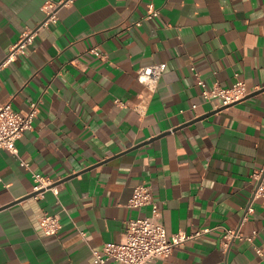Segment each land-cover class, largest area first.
I'll return each instance as SVG.
<instances>
[{"label": "crops", "instance_id": "crops-1", "mask_svg": "<svg viewBox=\"0 0 264 264\" xmlns=\"http://www.w3.org/2000/svg\"><path fill=\"white\" fill-rule=\"evenodd\" d=\"M46 1L0 0V100L21 113L38 101L18 155L0 148V264H101L93 251L151 213L127 204L139 183L168 236L211 228L153 264H264L254 248L264 249V198L253 196L264 166V0H74L3 63ZM149 2L160 13L148 19ZM153 63L165 69L140 106L137 71ZM192 66L208 86H231L238 73L249 94L216 107ZM32 171L58 194L34 198ZM43 211L60 215L58 233H44ZM224 227L257 233L224 248Z\"/></svg>", "mask_w": 264, "mask_h": 264}, {"label": "built area", "instance_id": "built-area-1", "mask_svg": "<svg viewBox=\"0 0 264 264\" xmlns=\"http://www.w3.org/2000/svg\"><path fill=\"white\" fill-rule=\"evenodd\" d=\"M73 2L74 0L46 1L42 7L44 12L42 20L35 27H27L21 32L18 40L11 46L3 63L25 53L39 30L43 27L49 28L52 23L59 19L60 8L71 5ZM147 7L145 18L149 19L159 15L160 11L154 3L149 2ZM90 51L99 56L103 55L97 47L90 48ZM164 69V63H153L138 69L137 78L146 90V93L141 95L140 106H145L148 97L155 91ZM192 69L197 76V83L201 87L202 96L209 101L217 99L218 104L216 107L239 102L249 94L244 79L240 78L238 73H236V81L231 86H223L218 82L208 86L205 79L196 71L195 66H192ZM37 111L38 101H32L28 111L21 113L13 107L10 100H0V148L18 155L17 140L26 130L33 129ZM20 163L30 168L29 162L23 159L20 160ZM32 176L34 187L31 195L34 198L43 197L44 191L47 189H51L56 195L58 194L59 189L54 179L36 171H32ZM253 177L256 180L253 196L264 198V166L256 170ZM127 204L135 208L149 206L151 213L130 218L124 227L123 238L120 241H108L103 244L101 249H95L93 251L95 263L106 264L108 260L113 259L121 264H153L155 260L170 255L178 244L197 238L211 229L210 227H202L190 232L179 230L168 236L165 225L159 218L158 201L155 199L150 185L145 183L134 186ZM250 210H252V207L249 205L247 211ZM38 223L45 234H56L62 226L60 215L49 211L42 212L38 217ZM256 233L257 231L254 230L251 234H244L237 228L224 227L221 243L226 248L229 242L234 239H246L253 242ZM254 248L257 254L264 257L262 247L254 245Z\"/></svg>", "mask_w": 264, "mask_h": 264}, {"label": "water", "instance_id": "water-1", "mask_svg": "<svg viewBox=\"0 0 264 264\" xmlns=\"http://www.w3.org/2000/svg\"><path fill=\"white\" fill-rule=\"evenodd\" d=\"M30 194H32V193H30Z\"/></svg>", "mask_w": 264, "mask_h": 264}]
</instances>
